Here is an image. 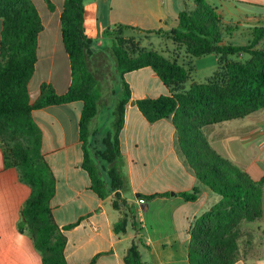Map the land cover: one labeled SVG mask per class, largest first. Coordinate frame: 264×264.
I'll use <instances>...</instances> for the list:
<instances>
[{"label": "trees", "instance_id": "1", "mask_svg": "<svg viewBox=\"0 0 264 264\" xmlns=\"http://www.w3.org/2000/svg\"><path fill=\"white\" fill-rule=\"evenodd\" d=\"M47 2L53 10L52 3ZM194 2L192 10L186 8L179 14L178 26L168 36L192 57L218 56L222 73L216 72L204 83L194 82L186 90L184 86L190 81L193 67L186 68L154 50L130 52L122 37H112L110 46L96 49L86 34L84 0H65L62 37L70 58L72 84L67 93L60 95L51 84L43 83L38 100L31 104L29 84L36 70L38 38L44 29L42 20L32 0H0V19L4 23L0 47V142L12 161L7 165L15 166L21 182L31 188L18 231L31 237L42 264H68L67 237L53 215L51 202L56 194V178L42 152L43 133L33 111L83 103L80 139L83 167L92 180V189L101 199L114 195L112 207L120 213V220L113 227L116 234L124 235L130 230L138 233L137 207L126 197L131 190L121 170L120 133L125 106L131 100L124 75L146 67L158 75L170 94L142 99L136 105L149 123L173 118L178 147L188 166L201 184L222 198L193 223L189 263L236 264L242 258L243 224L263 217L264 177L254 180L244 169L218 154L204 129L264 109V24L254 28L249 44H225L224 35L229 29L222 17L207 0ZM240 54L250 58L245 62L233 58ZM93 58L113 61L114 73L122 81L115 93L117 102L109 109L112 120L108 130L93 128L101 111V82L90 65ZM198 194V188L180 193L186 201H196ZM169 195L137 196L149 200ZM148 249L143 237L136 236L124 252L125 264H150L142 257Z\"/></svg>", "mask_w": 264, "mask_h": 264}, {"label": "crops", "instance_id": "2", "mask_svg": "<svg viewBox=\"0 0 264 264\" xmlns=\"http://www.w3.org/2000/svg\"><path fill=\"white\" fill-rule=\"evenodd\" d=\"M32 1L44 27L38 38L36 70L29 84L30 102L34 104L43 83L51 84L60 95L67 93L72 84V68L62 37L65 0H49L53 10L47 0ZM207 1L226 25L234 23L237 32L248 31V42L252 40L254 28L262 25L264 0ZM84 5L86 34L93 40L94 48L110 46L112 38L109 37L119 30L152 32L151 40L156 46L149 50L195 69V57L168 36L178 26L179 14L195 7L194 0H84ZM3 27L0 19V47ZM156 31L161 33H153ZM164 39L185 56L172 58L162 51ZM224 43H227L225 37ZM214 59L216 70L218 56ZM124 79L130 86L131 100L125 106L120 133L121 170L131 190L126 197L137 207L138 233L130 230L124 235L116 234L113 227L120 220V213L112 207L114 195L101 199L92 189V180L83 167L80 139L83 103L52 105L33 111L43 133L42 152L56 178L51 207L67 237L66 259L68 264H125V250L141 235L149 247L142 252V257L150 264H190L188 247L192 225L222 198L201 184L188 166L178 147L173 118L149 123L136 105L142 99L170 94L158 75L146 67L126 73ZM186 86L188 90L190 87ZM100 116L101 111L94 129L103 128L101 123L106 118L101 120ZM204 133L218 154L244 169L254 180L264 177V109L207 127ZM8 163L12 164L8 150L0 142V264H42V256L31 237L18 231L31 188L21 182L18 169ZM195 188L199 191L196 201H186L180 195ZM165 193L170 195L149 200L137 196ZM245 227H252L253 231L243 236V256L236 264H264V196L261 223H248Z\"/></svg>", "mask_w": 264, "mask_h": 264}, {"label": "rangeland", "instance_id": "3", "mask_svg": "<svg viewBox=\"0 0 264 264\" xmlns=\"http://www.w3.org/2000/svg\"><path fill=\"white\" fill-rule=\"evenodd\" d=\"M38 5H40L41 12L42 6L41 3L38 2ZM261 24H264V19L261 20ZM228 29H229V34H225L224 37L227 41L226 44H234V45H247L250 43L248 42V36L249 32L248 31H240L237 32V29L235 27L234 23L227 24ZM112 37H122L123 39L127 40L128 45L127 48L131 52L132 49H136L137 53H139L141 50H149L152 48H155L156 42L154 43L151 38L153 37L151 33L149 32H144V33H139L137 31H124V30H119L117 33H115L113 36H110L109 38ZM132 42L134 45H132ZM248 42V43H247ZM263 43L259 45L258 48L262 47ZM162 46V51H165L167 54L170 55V57L174 58V56H181L184 57V53H182L179 49L176 50L174 47L172 48V43L167 42L165 39L164 41L161 42ZM160 49V48H159ZM136 53V54H137ZM134 54V53H133ZM215 55H208L200 58H195L194 60V65L195 69H192L191 72V78L190 81L187 83V88L191 86L192 83L198 82V83H204L210 80L216 72H223V69L220 70L219 66L220 63L215 70L214 66V59ZM235 60L238 61H247L250 57L245 54H240L235 57H233ZM181 58V62H182ZM101 59H91L90 65L97 75L98 79L101 82V96H100V105H101V116L100 119L106 120L101 123V127H103L105 130H108L111 127V118L106 117L108 114V110L111 109L115 103L117 102V97L115 96V93L118 91L119 87L122 86V81L119 76L114 73V64L113 61L107 60V61H100ZM173 60V59H172ZM97 121H99L97 119ZM95 121L93 125L97 123ZM261 220H256L255 222H252L250 224H256L259 225L261 223ZM248 223L243 224V229L244 233L243 235H250L253 231V228H246L245 225ZM41 255V254H40Z\"/></svg>", "mask_w": 264, "mask_h": 264}]
</instances>
